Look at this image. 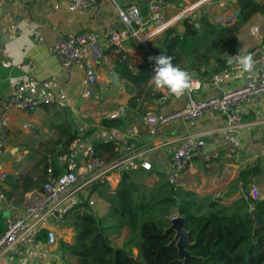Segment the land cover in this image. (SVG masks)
<instances>
[{"label": "trees", "instance_id": "trees-1", "mask_svg": "<svg viewBox=\"0 0 264 264\" xmlns=\"http://www.w3.org/2000/svg\"><path fill=\"white\" fill-rule=\"evenodd\" d=\"M233 4L239 10L231 25L217 23L201 8L199 13L166 29L151 46L154 54L144 57L140 63L118 54L114 70L131 95L125 107L128 116L105 117L97 128L80 137L70 123L59 124V139L54 144L60 150L43 156L39 163L42 177L35 182L25 179L27 190L43 187L49 161L59 172L55 159L70 154L71 143L77 138L91 142L101 158L116 154L117 146L110 140H101L102 133L113 129L124 131L137 124L148 106L160 96V91L150 83L154 75L150 57L172 56L174 64L192 73L193 77L204 78L229 68V60L235 61V55L252 54L253 50L243 54L239 35L242 28L255 19H264V2L234 0ZM143 174L138 171L122 173L115 189L104 181L92 184L87 197L64 223V227L73 230L72 243H59L64 260L67 258L66 264H183L174 242L176 232L168 230L175 211L184 218L189 233L192 257L189 264H264V191L259 199L249 194L255 181L264 183V158L248 164L231 182L224 197L229 198L244 189L245 192L228 205L223 203L221 196L215 198L174 187L164 177V181L149 184L146 179L151 172ZM93 197L108 205L106 218L98 216L90 206ZM3 231L4 216L0 214V234ZM45 236V232L41 233L42 238ZM120 239H123L121 245L116 242Z\"/></svg>", "mask_w": 264, "mask_h": 264}, {"label": "crops", "instance_id": "crops-1", "mask_svg": "<svg viewBox=\"0 0 264 264\" xmlns=\"http://www.w3.org/2000/svg\"><path fill=\"white\" fill-rule=\"evenodd\" d=\"M114 1L115 3L110 0H99L88 10L70 11L65 1L34 0L23 4H15L12 0H0V46H2V51L0 52V96L10 95L18 84L30 82L33 84L36 96L52 101L33 113L12 111L9 114L10 128L5 137L6 153L0 156V176L5 184V192L8 196L7 203H0V214L4 218L9 215L23 216L25 204L40 195L42 188L35 187L27 190L25 179L28 178V181L32 180L35 182L38 180V177H42L39 163L43 156L53 153L52 151L58 153L60 150V147H56L54 144L55 140L59 139L58 125L62 123L66 125L70 123L72 125L70 118L77 120V123L82 122L84 118L83 111L86 109L85 102L92 99L94 95L97 97H107L108 100L109 96L114 97L112 92L116 89L115 86H119V95L125 93L121 88L123 81L114 70V61L119 53L115 47L109 46L104 40H100L92 47V56L96 64L99 81L92 89V95L88 99L82 97L81 81L84 72L77 70L71 80H66L57 62L50 56L48 51L49 47L56 42L61 34L66 35L92 30L101 32L107 27L122 28L123 23L117 14L116 5L121 8L135 5L142 9L149 4L150 0ZM165 1L167 2V20L173 24L175 19L184 10L190 8L193 0ZM226 2V7L213 5L212 9L205 10L217 23L231 25L236 21L239 9L238 6L233 4L234 0H226ZM261 2H264V0H261ZM202 7L204 5L200 9ZM13 16H16L17 19L12 20ZM259 18L261 21L259 24L262 28L261 35L253 36L252 29L251 36L239 35L243 43V54L250 51V49H257L263 40L264 19ZM250 24L245 27H250ZM173 26H168V28ZM243 29L244 27L241 30V34L244 31ZM35 30H38L42 37V44L40 45L33 42L32 33ZM259 30L261 33L260 28ZM127 48L131 50L127 52L126 56H129L135 63H140L144 57L150 55L145 49L136 47L131 42L127 43ZM151 61L155 68V61ZM231 70L233 74L231 79L226 83L224 92L231 91L240 86L248 74L257 72L259 75L264 76V66L262 70L256 68L253 72L242 75L238 73L235 67H232ZM220 93L222 92L219 89L204 82L198 96L201 99H209ZM114 95L118 97V94ZM129 99L130 95L126 94V96H123L118 101L120 104L126 105ZM187 104L188 98L183 95L172 99L167 110L174 111L185 107ZM242 114L245 126L240 134L243 146L240 159L236 162L222 157L214 159L211 162L193 160L189 171L182 177L180 186L188 179L193 178V180H197V177H201V187L182 189L193 190L201 195H210L215 198L221 196L223 197V203L227 205L239 198L237 197L239 193L231 195L229 198L224 196L228 193L231 182L237 178L242 162L245 161V158H251L257 153H259V156H264V107L253 110L245 108L242 110ZM142 118L134 125H138L139 131L144 133L145 126ZM217 123V116L215 115L206 117L197 127L207 143V149L211 151L216 149V143L214 138L209 136L207 132H211ZM78 128L77 125V130ZM112 131L120 135L124 132L113 129L103 132L99 138L109 141L112 138L110 135ZM186 131L187 128L182 123L174 122L162 128L156 138H147L145 140L143 147L151 148L152 146H156L155 150L151 151L148 155L153 169L151 174L147 176L146 182L152 184L154 182H161V176L166 178L171 168L170 150L173 147V142ZM113 139L110 140L112 141ZM126 140L120 143L123 144ZM254 147H258L257 153L253 151ZM261 156L260 158H262ZM226 174L236 176L229 178ZM120 179L121 177L119 178V182ZM224 179H228L229 181L227 185L222 184V186H225L223 193L213 194L212 186ZM205 182L208 184L207 188L205 187ZM117 185L113 186L112 189H115ZM64 230L68 233V236L63 238L61 235ZM57 231L59 242L56 245L41 246L33 252L25 253L16 260L4 258L0 260V264H30V262L35 260L36 262L42 261L46 263L48 257L50 259L53 254V258L59 259L58 263L61 264L60 260H64V257L59 250V243L60 241L72 243L73 230L61 224L58 226ZM122 241L123 239H120L116 242L121 245ZM137 246L140 247L139 244Z\"/></svg>", "mask_w": 264, "mask_h": 264}, {"label": "built area", "instance_id": "built-area-1", "mask_svg": "<svg viewBox=\"0 0 264 264\" xmlns=\"http://www.w3.org/2000/svg\"><path fill=\"white\" fill-rule=\"evenodd\" d=\"M15 4H23L34 0H12ZM65 1L70 11H83L93 7L99 0H47ZM115 3L114 0H110ZM193 10L214 0H196ZM220 7H226V0H216ZM149 13L143 17L141 9L132 5L121 8L116 5L117 14L124 28L107 27L99 32L96 30L61 34L56 42L48 49L50 56L57 62L66 80H71L77 70H82L84 76L81 81L82 97L88 99L92 89L97 85L99 76L92 56V47L100 40L115 47L119 54L131 49L127 43L131 42L141 47L149 54H154L152 45L162 33L172 25L166 16L167 2L165 0H150L147 5ZM192 10V11H193ZM193 13V12H191ZM190 14V13H189ZM188 14V15H189ZM17 17L13 16L12 20ZM258 27L252 29V35L258 36ZM33 42L42 44V37L38 30L32 33ZM2 46H0V52ZM256 68L264 66V44L253 51ZM232 64V65H231ZM232 67L237 70L235 61L229 63V68L221 69L218 73L204 78H192L191 89L184 94L188 104L180 109L168 111L172 99L178 98L166 89L160 91V96L148 106L142 121L144 133L138 125L128 127L122 135L111 132L112 141L117 146L116 154L111 158H101L97 155L91 142L75 139L70 146V154H62L55 160L49 161L44 184L38 197L27 202L23 208V216H6L4 231L0 234V260H16L27 252H33L41 246H54L59 242L58 226L66 222L70 213L76 210L86 198L92 184L96 181L107 182L110 187L119 183L122 173L138 171L151 172L153 169L148 155L155 150L143 147L147 138H156L161 129L174 122L186 126L187 131L178 136L170 150V172L166 176L169 185L178 187L182 177L189 171L193 160L211 162L217 158L238 161L243 151L241 130L244 128L242 110L259 109L264 107V76L257 72L248 74L243 83L231 91L224 92L226 83L231 79ZM204 82L211 84L222 93L209 99H201L198 94ZM52 101L35 95L33 84L23 82L18 84L13 93L0 96V156L6 153L5 137L10 128L9 114L12 111L33 113ZM217 116V125L209 136L214 138L216 149H207L201 131L197 127L206 117ZM128 112L125 107L108 114V119L126 118ZM126 140L125 143L120 142ZM249 194L258 199L260 189L257 185L250 186ZM97 198L90 199V206L94 207ZM8 196L5 184L0 176V203H7ZM45 232V238L41 233Z\"/></svg>", "mask_w": 264, "mask_h": 264}, {"label": "rangeland", "instance_id": "rangeland-1", "mask_svg": "<svg viewBox=\"0 0 264 264\" xmlns=\"http://www.w3.org/2000/svg\"><path fill=\"white\" fill-rule=\"evenodd\" d=\"M259 1H261V0H259ZM196 3H197V1L196 0H193L192 1V5L190 6V8L184 10L181 14H183L184 12H186L189 9H193V7H194V5ZM213 5L214 6H217L218 5L216 3V0H214L211 4H205L204 7H202V8L209 9L210 10V9L213 8L212 7ZM199 9H197V7H196L192 11L193 13H190L189 16L190 15H194L195 13H199ZM260 22H261L260 21V18L255 19L250 24V27H244V29H243L244 31L242 32V34L240 32V36H242V35H245L246 37H248L249 35L251 36V29H253L254 27H257V26L261 29V33H259V35H261L262 34V28H261V25L259 24ZM250 50H253V49H250ZM115 88L116 89L113 90V92H112V94H113L114 97L109 96L108 97V100H107V97H97L95 95H94V97L92 99L86 100L87 101V102H85L86 109L83 111L84 118L82 119V122L77 123V120H73V119L70 118V122L72 123L73 130H77V125L79 127L78 128V130H79L78 131L79 136H82L86 131H90V130H92L94 128H97L98 127V124L100 123V121H102L103 118H105L106 116H108V114H110L113 111L119 109L120 107H124V106L127 105V104L126 105L120 104L119 101H118L123 96H126V94H129L130 95V93L126 89L125 83L122 82V85H121V88L125 91L124 94L119 95V86H117V87L115 86ZM114 94H118V97H115ZM130 97H131V95H130ZM80 120H81V118H80ZM258 150H259L258 147H254V149H253V151L255 153H257ZM260 156H259V153H257L255 155H253L251 158H245V161H243L242 164H241V169H244L247 166L248 163L251 164V163H254V162H258V159L260 158ZM261 157L264 158L263 155ZM241 169L239 170V172L241 171ZM163 176H164V174H163ZM226 176H229V178H231V176L232 177H235L236 175L233 176L232 174H226ZM160 178H161L162 181H164V178L165 177L163 178L161 176ZM228 179L227 180L224 179L223 181L216 182L215 185L212 186V192H213V194H218V193H221L222 194L223 193V188L225 187V186H222V184L223 185H227V183L229 181ZM194 181H196V182H194ZM253 184H255V185H257L259 187V189H260L259 198H261L262 197V193L264 191V183H260V182L255 181ZM207 185L208 184L205 182V187L206 188L208 187ZM181 186L179 185L178 187H180V188H192V189H195L196 187H201V177L200 178L197 177V180H193V178L188 179ZM244 192H245V189L244 190H240V192L237 195V197H240L241 196V193L244 194ZM97 200L98 201H97L96 205L93 207V209L95 210V212H96V214L98 216H101L103 218H106L107 215H108V212H109L108 205L105 202H102V200H100L99 198H97ZM176 216H177V214H176V211H175V214L172 217L175 218ZM62 233L63 234L61 236H63V238L65 236H68V233L65 232V230L62 231ZM53 255L50 257V259L48 257V261L46 263H44L42 261L36 262V260H35V261L30 262V264H59L58 263V260L59 259H54L55 257L53 258ZM60 261H61V264H66L67 258H66V261L65 260H60Z\"/></svg>", "mask_w": 264, "mask_h": 264}, {"label": "clouds", "instance_id": "clouds-1", "mask_svg": "<svg viewBox=\"0 0 264 264\" xmlns=\"http://www.w3.org/2000/svg\"><path fill=\"white\" fill-rule=\"evenodd\" d=\"M173 57L169 55H158L150 57L155 61L154 75L150 83L156 90H167L170 94L180 97L192 87V73L182 69L173 63ZM229 60V63H232ZM235 63L239 74L251 73L256 69V61L253 54L235 55Z\"/></svg>", "mask_w": 264, "mask_h": 264}, {"label": "water", "instance_id": "water-1", "mask_svg": "<svg viewBox=\"0 0 264 264\" xmlns=\"http://www.w3.org/2000/svg\"><path fill=\"white\" fill-rule=\"evenodd\" d=\"M148 13H149L148 6H145L141 9V14L143 15V17H147ZM189 13L191 12L187 11L181 14L178 18L175 19L173 24L170 26H173L174 24L179 22L181 19L189 16L188 15ZM122 28H124V25ZM155 51L157 52L158 49H155ZM253 213H256V212L253 211ZM171 221H172V225L170 226L168 230L176 232L174 242L176 243V247L178 249V255L180 259L183 261V264H189L192 258L189 253L191 244L189 241V233L187 232L185 228V220L184 218L177 215L175 218L172 217Z\"/></svg>", "mask_w": 264, "mask_h": 264}, {"label": "bare ground", "instance_id": "bare-ground-1", "mask_svg": "<svg viewBox=\"0 0 264 264\" xmlns=\"http://www.w3.org/2000/svg\"><path fill=\"white\" fill-rule=\"evenodd\" d=\"M189 11H192V9H189Z\"/></svg>", "mask_w": 264, "mask_h": 264}]
</instances>
